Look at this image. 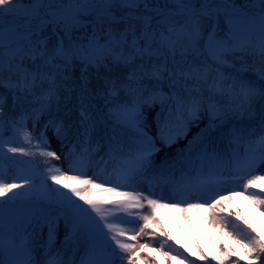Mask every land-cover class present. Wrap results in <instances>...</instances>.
I'll use <instances>...</instances> for the list:
<instances>
[{
	"label": "snow or ice",
	"instance_id": "snow-or-ice-1",
	"mask_svg": "<svg viewBox=\"0 0 264 264\" xmlns=\"http://www.w3.org/2000/svg\"><path fill=\"white\" fill-rule=\"evenodd\" d=\"M81 30L84 36L78 35ZM237 57L242 60L250 57L252 66L248 67L245 60L243 73L237 71L225 77L221 69L229 63V58L235 60ZM76 60L83 62L85 71L88 66L99 71L100 67L108 68L109 64L123 65L130 70L123 76L105 74L97 91L107 97L116 96L123 90L132 97L112 111L120 123L132 130L136 139L111 138L110 152L114 157L118 155L125 159L113 169L114 181L107 179L104 183H96L85 171L96 122L83 108V102L79 123H53L57 138H67L72 128L76 129L73 135L80 138L81 151L70 150L68 153V171L55 165L48 171V178L67 191L57 189L55 200L41 198L42 203L46 199L48 202L27 221V227L21 223L23 237L19 244L20 232L16 225L6 228L0 211V264H116L117 260L125 259L126 264H143L141 253L147 250L148 256H152L156 249H150L148 243L140 244V234L153 228L149 236L154 238L159 232L163 237L174 239L161 231L157 208H173L179 212L204 209L223 214L222 202L242 193H219L237 186L241 180H244L243 192L249 193L248 198L258 209H264V174H253L264 165V0H0V88L12 96L10 113L5 111L7 95L0 92V154L6 156L2 153L3 146L15 142L5 140L4 134L15 129L17 134L23 132L25 144L36 151L25 146H9L8 152L39 154L48 158L46 164L60 160L57 152L50 150L44 133L33 136L24 130L25 119L29 114L47 111L52 100L58 99L61 73ZM146 80L155 83L149 87ZM163 83L176 90L170 96L166 95L161 88ZM177 85L181 86L177 88ZM205 88L209 93L206 98L208 111L216 119L239 120L228 133L232 151L222 153L215 148L208 151L202 137L200 146L203 150L197 159L192 160L189 156L182 161L195 175L186 173L179 181H169L161 174L158 179L172 185L174 194L170 198L177 203H165L163 196L153 199V194L121 191L134 187V182L151 165V157L160 150L157 141L146 131L147 118L141 108L144 105L151 107L157 100L162 104L172 102L176 112L184 111L190 118H197L205 103ZM38 89L40 95H37ZM81 93L83 101L88 95L87 82L81 87ZM217 94L227 98L226 105L212 102ZM33 105L39 107H32L28 113V107ZM17 107L22 113L19 119L14 115ZM81 124L83 134L79 131ZM186 124L183 116L178 117L175 128L169 127L166 121L159 129L160 140L171 145L187 134ZM253 124L258 127L253 128ZM33 140H36L35 145H32ZM122 144H126L127 152ZM68 172L78 174L69 176ZM21 179L23 184L5 183L0 177V197L12 193L9 199L15 200L20 195L15 189L32 187L29 178ZM108 184L114 186H106ZM73 196L78 199L74 200ZM192 199L204 202H187ZM145 202L151 209L148 214L139 211L145 208ZM237 218L248 231L246 238L237 240L243 252L229 244L205 254L197 245L191 256L201 261L211 257L215 264H241V261L264 264V232L254 228L239 213ZM62 219L65 227L70 228L65 243L74 254L67 259L68 248L61 250L51 246ZM139 220H143V224L138 230L121 226ZM153 221L155 224L151 223ZM33 222L36 227L48 229L47 246L39 245L35 239ZM211 222L225 236L232 235L226 231V225L222 227L216 221ZM28 228H32V232ZM164 243L166 241L161 242V251ZM38 247H45L42 258L36 256ZM163 255L174 264L177 260L184 264L187 259L170 252H163Z\"/></svg>",
	"mask_w": 264,
	"mask_h": 264
},
{
	"label": "trees",
	"instance_id": "trees-1",
	"mask_svg": "<svg viewBox=\"0 0 264 264\" xmlns=\"http://www.w3.org/2000/svg\"><path fill=\"white\" fill-rule=\"evenodd\" d=\"M88 31L90 33L91 29H89ZM78 35L84 36L85 33L83 32V30H81ZM84 42L86 43L87 41L85 40ZM245 60L247 61V66L251 67L252 60L250 57H245L243 60L239 57L235 58V60L229 58V63L224 65L221 71L223 72L225 77L234 74L237 71H241L243 73L246 67L244 63ZM28 66L31 67V64L29 63ZM213 67H215V65H213ZM84 69L85 65L83 64V62L80 60H76L73 61L61 73V77L58 80V99L54 98L52 100L50 108L47 111L43 113H36L34 115H27L25 119L24 130L29 131V129H36L38 134H40L41 132L44 133V135L47 133L51 134V136L59 140L62 145L71 146V150L79 153L81 151L80 147L78 146L80 138H77L73 135L76 129L72 128L71 133L68 134L67 138L61 140L56 137L52 124L63 123L65 125H75L79 123V121L82 119L81 112L83 109L81 105L83 102V108L87 109L88 115L91 116L93 121L96 122L95 133L89 146L91 156L88 160L87 165L94 169H112L118 166V164L120 163L119 161L123 157L118 155L114 157V155L110 152L111 138L114 136H118L122 141H131L136 139V137L132 133V130L120 123L113 115L112 110H114L118 104L128 103L132 99V97L123 90H121L116 96L108 95L106 97L102 91L98 92L97 88L103 83L102 78L105 74H111L113 76H123L130 70L124 68L123 65L117 66L114 64H109L108 68L100 67L99 71H97V69L93 66H88L87 71H85ZM109 69H111V73H109ZM86 82L88 87V95L86 98H83L82 101L81 87L84 86ZM210 82L211 80H209V83ZM228 82L231 83V81ZM145 83L149 87H151V85L155 83V81L146 80ZM181 85H183L182 81ZM181 85H177V88H179ZM44 87L46 88L47 85L45 84ZM161 88L163 93L169 96L173 93V91L176 90L170 88L167 83H163L161 85ZM0 92H4L7 95L5 111L11 113V94H8L7 90L3 88H0ZM40 94L41 93L38 89L37 95ZM204 95L205 103L201 110L197 113V118H190L187 112L184 111L179 113L176 112L175 106L172 102L162 104L159 100L155 101L152 106L158 107L155 113L157 120V130L155 131L156 133L154 136L157 139L160 138L159 129L164 125L166 121L169 122V127L175 128L178 124V117L183 116L187 121L186 129L188 133L191 127L192 120L196 121L198 118H203L205 120L206 126L203 127L200 125L199 128L193 132L192 136L189 139L190 141H188L189 147L187 148V150H189L191 153H194L195 150L201 148L200 140L203 137V146L206 147L208 151H212V149L215 148L222 153L226 151L231 152L232 149L229 148L230 138L228 133L232 128L237 126L239 120L233 119L231 122H229L228 120L220 121L216 119V117L208 111L209 101H207L206 98L209 93L207 92L206 88L204 90ZM212 102H218L221 104V106H224L227 104V98L221 97L217 94L213 97ZM32 107H39V105L29 106L27 109L28 113H31ZM143 107L141 108L142 112H144ZM170 112L172 113L171 116H169ZM21 114V109L17 107L14 110V115L17 119H19ZM46 125L48 126L47 128L45 127ZM257 127V124H253V128ZM79 131L81 134H83L84 128L82 124L80 125ZM15 132V129H9L4 134V137L6 139L8 138L11 140H15ZM121 146L124 148L125 152L128 151L126 144H122ZM30 181L32 184L31 188L23 186L22 188L14 190L17 193H20V195H18L15 200L36 198L41 195L46 196L50 193L53 194V186L48 184L46 180ZM16 183L23 184V181ZM250 191H252V189H250ZM11 196L12 193H8L5 197H0V203L14 201L9 199V197ZM220 215L226 225V231L228 233H232L231 236H227L228 238H223L222 236H220V233L216 228L205 233L206 244L204 245L196 230L191 229L189 230L188 234H186L185 241L181 243L179 241V243H177V241L175 240L160 236V242L166 241V243H164L162 252H170L171 255L179 256L181 259H183V257H187V259L184 260V264H192L193 261L195 262V264H215V261H212L211 257H209L207 261H201L198 257H192L190 253L191 251H196L197 245H199L204 250L205 254L216 252L217 249H219L218 243L220 240H230L231 242L236 243L238 239H244L248 236L247 226L244 225L243 221L238 219L237 216L226 211H224L223 214ZM250 223L254 228H256L253 222ZM233 224H235L236 227H233ZM233 259L235 258L233 257ZM175 264H179V260H177ZM241 264H244V262L241 261Z\"/></svg>",
	"mask_w": 264,
	"mask_h": 264
},
{
	"label": "rangeland",
	"instance_id": "rangeland-1",
	"mask_svg": "<svg viewBox=\"0 0 264 264\" xmlns=\"http://www.w3.org/2000/svg\"><path fill=\"white\" fill-rule=\"evenodd\" d=\"M55 38L53 37V40ZM143 114L147 118L145 123L147 124L146 131L150 136H152L157 141V148L160 150L155 152L154 155L151 157V165L145 169V172L142 176H140L135 182L134 187H126L122 188L121 191H129V192H142L145 195L153 194V199H160L163 196L165 199L163 202L168 204L177 203V200L171 199L170 197L173 196V188L170 183H165L163 180L158 179L161 174L168 178L169 181L175 179L179 181L183 175L186 173H190L195 175V172L188 167L187 163H182V161H186V158H190L192 160H196V158L192 155V153L187 150L189 147V142L187 145V137L180 136L178 139L171 145H164L161 141L157 140L154 136L155 131L157 130V120L155 116V107H147L146 105L143 107ZM205 127V120L203 118H198L196 121L192 120L191 129L196 131L199 126ZM32 133L33 136H38L37 130L29 131ZM191 133V131H190ZM189 133V134H190ZM49 142L50 150H55L57 154L60 156V160H52L51 164H46L45 161L48 159L46 157L37 155H23L20 153H10L7 151L8 147L3 146L4 152L8 154V156L18 157L19 160L12 164H7L5 155L0 154V177L3 178L5 183H13L22 180V177H27L29 180L31 179H45L48 183L53 186L52 192L53 196L52 200H55L58 197L57 189L60 191H67V189H63L61 185L56 184L50 178H48V171L49 167L55 165L60 167L64 171H68V148L62 146L58 141H56L53 137L49 135L45 136ZM189 138V137H188ZM190 141V140H189ZM36 144V140L32 141V145ZM13 147L16 146H25L29 147V150L35 152L36 149L34 147L28 146L25 144L23 140V135H19L18 139L15 143L12 144ZM199 154V153H198ZM197 154V156H198ZM198 166V165H197ZM88 176H92L96 183H104L107 179H112L113 176L107 173L94 174L89 169H85ZM264 172V165H262L259 169H257L255 174H263ZM76 172H68L69 176L77 175ZM98 177V178H97ZM247 179V177H245ZM114 181V180H113ZM243 183L244 180H241L237 186L229 187L226 191H221L220 195H226L229 191L241 192V195L235 196L232 200L222 202L221 206L225 209V211H230L234 215L237 216L239 213L240 216L247 218L250 222H253L257 229L264 232V213L259 211L258 208L253 204V202L248 198L249 193L243 192ZM106 186H114V184H108ZM250 192V191H249ZM97 195H103L98 193ZM74 200L78 199L77 197H72ZM113 197H109L112 199ZM215 197H213L214 199ZM31 199V201H23L22 203H31L33 205H21L20 203H7L0 205V211L3 213V222L6 228L11 227L13 224L16 225L17 230L20 232V236L17 238V243L21 242V238L23 237V229L20 227L21 223H23L24 227H27V221L32 220L33 216L38 213L39 209L44 206V203H47V199L43 201L41 198L39 200ZM188 203H203V200H188ZM211 201H209L210 203ZM79 203H83V201H79ZM18 205L20 206V212L14 210L12 206ZM106 207L110 205H105ZM87 207V205H85ZM137 211V210H133ZM143 214H148L151 212L146 206L142 210ZM157 220L160 222L161 231L168 233L169 237H174V240L181 242L185 241L186 234H188L189 230L195 229L196 232L200 235L201 241L203 244L206 243L204 239V233L207 231H211L216 229V224L211 221L218 222L222 227L225 226V223L222 221V217L220 214H213L211 210H204V209H192L187 212H179L173 208H157L156 210ZM255 212H259L258 214L262 215L261 218L255 215ZM120 215L126 216L125 213H121ZM208 217V219H205ZM128 219H136V217H128ZM63 219L60 221V229L58 232V241L57 246L64 250L68 248L65 258L72 257L74 254L71 251V248L68 247L65 243V236L66 233L70 231V228H66L65 224H62ZM64 223V222H63ZM155 224V222H151ZM143 224V220H139L138 223L135 224H121L122 227L125 228H134L139 229V227ZM33 226L36 227L35 222H33ZM42 227V226H40ZM38 227H36L37 229ZM30 231V228H28ZM105 231H107L105 229ZM153 228H149L146 230L145 233L140 234L138 237L139 243H148L150 249H156L155 252L152 253V256H148L147 250L141 253V260L143 264H173V262L167 259L163 252L161 251L160 247V233L156 232L154 238L149 236V232H153ZM220 236L227 237L224 235L223 231L218 229ZM44 228H41V231L38 235L35 236V239L38 241V244L41 245V242L46 244L47 240L44 238ZM40 236V237H39ZM39 237V238H38ZM228 238V237H227ZM233 241V239H232ZM235 242V241H234ZM59 244V245H58ZM231 245L235 248L238 252H243L244 249L239 243H233L230 240H220L218 243V248L222 249L225 245ZM82 252V249H81ZM78 257V255L76 256ZM147 257V258H146ZM116 264H126L125 260H117Z\"/></svg>",
	"mask_w": 264,
	"mask_h": 264
},
{
	"label": "bare ground",
	"instance_id": "bare-ground-1",
	"mask_svg": "<svg viewBox=\"0 0 264 264\" xmlns=\"http://www.w3.org/2000/svg\"><path fill=\"white\" fill-rule=\"evenodd\" d=\"M46 135H47V136L49 135L50 137H53V136H51V134H48V133L45 134V136H46ZM53 138H54V137H53ZM17 139H18V138H17ZM17 139H16V140H17ZM54 139H55V138H54ZM7 140H9V139L7 138ZM16 140H14V141H16ZM55 140L58 141V142L62 145V143H61L59 140H57V139H55ZM14 143H15V142H14ZM8 146H12V144H11V145H8ZM124 159H125V157H123L120 161H123ZM112 172H113V170H112Z\"/></svg>",
	"mask_w": 264,
	"mask_h": 264
}]
</instances>
